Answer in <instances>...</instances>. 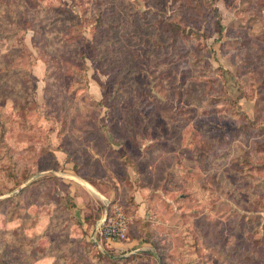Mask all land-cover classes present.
I'll return each mask as SVG.
<instances>
[{
	"label": "rangeland",
	"instance_id": "1",
	"mask_svg": "<svg viewBox=\"0 0 264 264\" xmlns=\"http://www.w3.org/2000/svg\"><path fill=\"white\" fill-rule=\"evenodd\" d=\"M5 3L6 264H264V0Z\"/></svg>",
	"mask_w": 264,
	"mask_h": 264
},
{
	"label": "built area",
	"instance_id": "2",
	"mask_svg": "<svg viewBox=\"0 0 264 264\" xmlns=\"http://www.w3.org/2000/svg\"><path fill=\"white\" fill-rule=\"evenodd\" d=\"M130 223L131 218L117 203L113 204L109 208L107 218L103 220L102 217L95 225L94 236L95 238L101 236V238L111 242L124 241L128 237Z\"/></svg>",
	"mask_w": 264,
	"mask_h": 264
},
{
	"label": "trees",
	"instance_id": "3",
	"mask_svg": "<svg viewBox=\"0 0 264 264\" xmlns=\"http://www.w3.org/2000/svg\"><path fill=\"white\" fill-rule=\"evenodd\" d=\"M2 3H4V0H0V5H2L3 6V9H7L6 11H8V12H10V13H12V7H11V5L10 4H6L5 3V5H3ZM74 16V19L75 18H78V15H73ZM100 20L102 21L103 19H102V17H100ZM11 36L10 35H6V37H4L5 39L6 38H10ZM3 38V39H4ZM4 39V40H5ZM1 40V39H0ZM78 57H79V62L81 63V64H85V54H84V51H80L79 53H78ZM29 96H28V94H26V96H25V98H28ZM16 102V107H22V105L23 106H25L26 108L28 107V105H32V103H34V101L32 100V99H30V98H28L27 100H25V103H20L19 101H15ZM36 104V103H35ZM4 133H5V128H4V130L2 131V133H1V135H0V147H4V146H6V144H5V138H4ZM113 204H116V202H115V200H112V201H110L109 202V205H110V207L113 205ZM120 206V205H119ZM121 207V206H120ZM1 233V232H0ZM96 244V243H95ZM5 245H2L1 243H0V264H6V260H5ZM160 257H161V259H162V264H166L165 263V261H164V259L162 258V255H160Z\"/></svg>",
	"mask_w": 264,
	"mask_h": 264
},
{
	"label": "crops",
	"instance_id": "4",
	"mask_svg": "<svg viewBox=\"0 0 264 264\" xmlns=\"http://www.w3.org/2000/svg\"><path fill=\"white\" fill-rule=\"evenodd\" d=\"M101 200H104L105 201V203H104L105 204V208H106V205L108 204V202L112 201V199H109L108 197H105V195H104V199H101ZM78 211L79 212L81 211V204H78ZM81 214H85V212L84 211H81Z\"/></svg>",
	"mask_w": 264,
	"mask_h": 264
},
{
	"label": "water",
	"instance_id": "5",
	"mask_svg": "<svg viewBox=\"0 0 264 264\" xmlns=\"http://www.w3.org/2000/svg\"><path fill=\"white\" fill-rule=\"evenodd\" d=\"M22 188H23V186L20 189H22ZM109 208H110V206H109V204H107L106 208H105L104 215H103V220H105L107 218L108 213H109Z\"/></svg>",
	"mask_w": 264,
	"mask_h": 264
}]
</instances>
